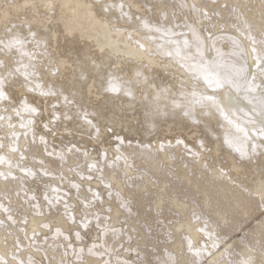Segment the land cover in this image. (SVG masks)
Listing matches in <instances>:
<instances>
[{
  "label": "bare ground",
  "instance_id": "6f19581e",
  "mask_svg": "<svg viewBox=\"0 0 264 264\" xmlns=\"http://www.w3.org/2000/svg\"><path fill=\"white\" fill-rule=\"evenodd\" d=\"M121 3L122 11H104ZM10 32L36 56V80L62 95L27 92L17 77L6 86L10 100L0 102V264H264L255 101L231 87L208 88L166 55L185 40L194 54L195 33L213 72L245 67L260 83L264 0H0V38ZM0 59L11 66L19 54ZM136 71L168 89L158 111L156 89L137 85ZM109 72L133 81L134 99L103 92ZM213 95L227 119L210 102H193ZM21 100L40 109L23 114L33 121L24 129L14 112ZM85 109L98 133L81 118ZM205 223L210 238L196 231Z\"/></svg>",
  "mask_w": 264,
  "mask_h": 264
},
{
  "label": "snow or ice",
  "instance_id": "6c2138e0",
  "mask_svg": "<svg viewBox=\"0 0 264 264\" xmlns=\"http://www.w3.org/2000/svg\"><path fill=\"white\" fill-rule=\"evenodd\" d=\"M111 7H118L122 11L124 5L122 3L119 5L109 4L104 7V11H108L109 8ZM144 26L146 28H150L148 24H145ZM155 31L159 32L162 31V29L155 28ZM30 34L35 36V33H30ZM193 35L195 37V40L197 41V44L195 45L196 51L194 54L191 52V48L193 47V45L188 40H185L183 42V46H181L179 42H175L176 43L175 49L167 51L166 55L174 59H177V62L180 63V66L182 68H185L186 71L191 73L193 79L203 80L204 84L208 88H212L214 91L217 89L223 90L225 87L234 88L237 93H239L240 91H244L246 97L249 98V103H253L255 101L252 109L253 112H255L256 115L262 118L261 127L256 132H254L253 135H258L260 138L264 139V79H262L260 83H257L256 76L253 75L252 78L249 80L246 75L245 67L235 68L226 77H221L219 73L213 72L208 62L204 60L203 50L200 46L202 44V41H200L199 36H197L195 33H193ZM253 43L255 44L254 40ZM25 45H26L25 38H23L19 34H11L10 32L7 39L0 38V53H3L5 56H10L13 53V50H15V52L19 54V59L14 60L11 66H8L4 59H0V70L6 69V72H0V102H6L10 100V94L6 86L9 84V80L18 82L16 80L17 77L23 78L22 87L25 88L27 92L38 93L42 97L62 95V93H58L57 91L53 90V87L51 85L45 88V86L42 83L36 80L37 72H36V65L34 63L36 56L32 52L28 51ZM141 47L143 46L141 45ZM252 51L255 53L257 52V49L253 47ZM218 54L223 55L222 53L219 52ZM25 57H27V62H25L24 59ZM255 63L257 64V67L261 68V75L264 76V59H258L257 61H255ZM84 79L86 83V77H84ZM134 82L137 85L142 84L146 88L156 89L155 94L152 95V105L158 111L159 101L162 95L168 92V89L166 88L157 89L156 85L149 83V78L145 76L142 71L135 72ZM132 83H133L132 80H124L122 77L115 74L114 72H109L106 79V85L103 87V92L108 94H115L117 96L123 93L125 96L134 99L135 92L134 89L131 87ZM191 95L192 97L195 98L197 96V93L193 91ZM63 99L65 103L71 102L69 101L68 96H63ZM193 102L200 104L201 107H205V108L211 105L215 107L217 111L220 112V114L222 116H225V118L227 119L225 110L221 107L215 95L202 96L200 99L194 100ZM205 102H210V105L209 103H205ZM20 105H21L20 107L14 109V112L17 117H20L21 119L20 127L24 129L27 128L29 125H31L33 121L30 118L26 120V117L23 114H27L28 117L35 116L36 114L39 113L40 109L37 106L28 103L26 100H21ZM172 107L181 108L182 104L180 102H177L176 100H173ZM184 115L190 116L191 113L189 111H185ZM89 116L90 114L87 112V110L86 109L83 110V115L81 118L86 121L89 127L95 128L98 133L100 129L96 126V124L93 122L92 119H89ZM56 118L58 119L59 117ZM65 118H69V117H65ZM10 119L11 117H9V120ZM2 120H4V117L0 116V121ZM254 122L255 121L253 120V123ZM9 127L13 129L15 128V126L12 124H9ZM45 127H48V125H45ZM12 135L17 137L18 139L19 136L18 133L13 131ZM245 135L247 136V133H245ZM177 143L181 144L183 143V141L178 140ZM225 143L231 146L230 141H228L227 139ZM2 147L3 145H0V148ZM256 147H257L256 144L252 145L253 151H255ZM236 150L241 151L242 156L247 155L246 152L242 151L239 148H237ZM10 151L16 152L18 151V148L14 146H10ZM21 159H23V156H21ZM5 162H6V158L4 156H0V164H3ZM90 167H92V165H90ZM21 170L25 173V175H34V173L30 169L22 168ZM0 175H3V173H0ZM74 187H78V186L74 185ZM53 191H57V190L53 189ZM45 199L46 200L48 199L47 194L45 195ZM196 219L198 220L199 217H196ZM82 226L87 227L88 225L87 223H85ZM196 231L202 233L203 236L205 237H209V238L211 237V233L207 231L206 223H205V227L197 228ZM76 235L77 238L79 239L80 237L79 232H77ZM197 243H194L192 239L187 240L188 252L191 253L194 257H199L202 251L197 246ZM164 264H169V261H165ZM172 264H174V261L172 262ZM193 264H197V261L193 260ZM239 264H252L251 258L241 259L239 261Z\"/></svg>",
  "mask_w": 264,
  "mask_h": 264
},
{
  "label": "rangeland",
  "instance_id": "374dc122",
  "mask_svg": "<svg viewBox=\"0 0 264 264\" xmlns=\"http://www.w3.org/2000/svg\"><path fill=\"white\" fill-rule=\"evenodd\" d=\"M247 226V225H246ZM239 234V231H238V233H235V235L237 236Z\"/></svg>",
  "mask_w": 264,
  "mask_h": 264
}]
</instances>
